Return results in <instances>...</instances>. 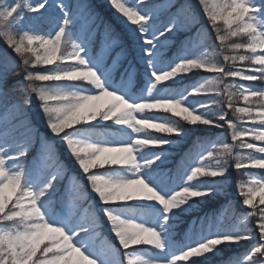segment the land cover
Listing matches in <instances>:
<instances>
[{"label": "snow or ice", "instance_id": "1", "mask_svg": "<svg viewBox=\"0 0 264 264\" xmlns=\"http://www.w3.org/2000/svg\"><path fill=\"white\" fill-rule=\"evenodd\" d=\"M141 3L144 0H140ZM204 5V12L215 29L216 39L223 45L228 39L241 34L247 37L246 43H237L235 49H245L244 54L235 56L225 55L224 60L245 62L247 67L243 70L226 71L225 68L213 63L204 52L197 58L178 54L172 67L163 71H155L153 61L160 46L166 45L169 34L179 30L175 23V15L170 17L168 25L163 29H155L149 23L153 19L148 13L139 14L136 8L126 6L121 0H110L111 7L117 13H122L139 32L144 45V56L147 61L151 83L144 99L129 102L116 90H109L107 86L108 74L103 68V55L91 56L88 52L91 36L84 31H74L76 22L74 14L63 0H35L27 3L26 0H12V3L0 5V36L4 37L9 47L22 57L25 72L22 81H27L26 87H20L23 94L18 102L10 108L0 112V264H74V254L79 257L78 264H108L107 260L86 253L85 245L77 246V240L82 234H87L90 227L82 224L75 230L68 229V222L54 219L50 209L53 194L55 193L56 177L38 179L39 186L34 184L33 172L24 167L28 144L30 143V129L27 125L17 124L18 114H23L29 104L28 90L35 93L41 102L43 115L47 117V127L51 133L60 136L66 142V147L78 163L79 169L86 175L91 188L99 197L101 204L114 205L132 201H155L162 206L168 221V214L182 208L191 200H198L212 194V189H199L181 187L170 197H164L150 186L140 175L145 167H151L160 159L156 156L152 160L140 162L138 153L146 148H162L168 141L146 138L142 134L149 130L160 133V136H180L181 123H168L163 114L179 117L190 126H208L209 128L222 129L225 121L227 128L232 130L231 139L238 142L242 150L249 153L255 151L264 154V146L257 147L245 137L251 136L252 140L264 141V132H257L254 128H237L231 120H226L223 112L217 116L200 114V109L208 112L210 105L201 103L197 109H192L182 99L168 98V95H154L161 85H168L178 77H186L195 69L217 74L216 78L206 84L193 87L188 93L196 96L202 93L214 92L223 95L218 87V81L225 77H239L243 81L264 82V0H230L218 3L213 8L207 6L206 0H199ZM53 7L59 9L62 17L59 19L51 16L49 10ZM182 8L184 6H181ZM179 11V9H178ZM223 19L227 30L218 26L217 21ZM62 20V23L60 22ZM143 21V22H142ZM235 25V27H233ZM47 30L41 31V27ZM17 39L14 33H21ZM163 38V39H161ZM108 40L116 42L118 38L109 30ZM72 41V52L66 54L62 45ZM74 41H79L74 42ZM30 53L28 56L26 54ZM34 58V59H33ZM74 61L73 63L66 62ZM38 64L55 65L44 72L33 73L27 66L35 67ZM11 75H19L15 71L14 61L6 53L0 52V100H7L13 92L5 91L6 80ZM129 73V77H131ZM56 82L54 84L42 83L37 86L34 82ZM90 85L94 93L86 94L77 91H66L63 84ZM243 88L242 99L244 107L236 108L229 100L228 107L232 108L238 119L247 117V122L255 123L249 98L256 97L264 101V90L248 86ZM231 95V94H230ZM107 98V99H105ZM103 101V103H101ZM55 102V103H52ZM219 103V102H217ZM257 113L260 125L264 126V104ZM150 113V114H146ZM139 114V118L137 117ZM186 114V115H184ZM147 119L159 129H140L135 123L137 120ZM112 121L117 125L129 129L134 135L131 142L124 143H93L75 139L71 131L81 125L92 124L96 121ZM232 145L223 144L218 149L207 152L206 158L216 160L215 165L208 167L203 162V155L199 163L190 167L185 184H191L199 177L211 178L217 181L228 175V169L222 163L224 156L231 155ZM94 168H119L132 170V178L114 179L91 171ZM235 168L264 170V155L239 156ZM258 185V186H257ZM10 188V194L5 190ZM261 193L259 204L264 205V182L257 181L245 191L241 188L240 194L243 205L248 209H255V194ZM104 215L110 224L112 234L121 249L124 257L120 264H150L146 259L130 258L128 250L134 246H150L157 250H164L165 244L162 235L155 228L147 227L134 220H126L105 209ZM249 216L259 215L258 235L256 231L227 230L201 240L194 246L187 247L175 255L171 264L178 261H187L189 258L204 257L216 251L221 245H241L247 241L250 247L244 252L245 259H237L236 264H264V207L259 211H251ZM231 259V258H230ZM230 261V260H229ZM229 261L226 264H229Z\"/></svg>", "mask_w": 264, "mask_h": 264}, {"label": "rangeland", "instance_id": "2", "mask_svg": "<svg viewBox=\"0 0 264 264\" xmlns=\"http://www.w3.org/2000/svg\"><path fill=\"white\" fill-rule=\"evenodd\" d=\"M179 1L144 0L141 3L140 0H121L126 6L136 8L139 14L148 13L151 15L153 19L149 23L155 29L163 30L168 25L170 17L175 15V23L179 26V30L173 34H169L167 44L160 46V50L156 52V59L153 61L155 71H163L172 67L178 58V54L188 55L192 58H197L204 52L209 54L205 38L209 35L211 36L215 32V29L212 28L211 22L203 10L204 5L199 0H188L190 5L181 7L176 13L170 14L177 4L179 5ZM26 2L34 3L35 0H26ZM52 2L53 0H49V3ZM224 2L226 0H206L209 8H213L216 4ZM227 2H230V0H227ZM10 3H12V0H0V5ZM63 3L68 5L70 11L74 14L76 22L74 31H84L90 34L91 43L88 49L89 54L93 57L98 54L104 56L102 63L104 70L108 74V89H115L117 94L122 95L129 102L144 99L148 87L152 82L148 72L147 61L149 58L144 56V49L150 46L144 45L143 40L139 36V32L132 29L137 28V26L127 21V18L123 17L122 13H117L111 7L110 0H63ZM49 14L57 19L62 17V13L56 7L51 8ZM164 15L168 17L166 21ZM109 16L112 20L109 19ZM107 20L111 21L108 23L109 25H106ZM60 22L62 23V20ZM217 24L221 27L224 24L223 19L218 20ZM116 28H119L122 36L118 37L116 42L108 40L109 30L117 37V32L114 30ZM193 29H196V32L191 38L187 39L185 48L171 53L175 34L178 32L189 33ZM40 30H47V26L41 27ZM74 42L78 43L79 41ZM72 43L70 45H62L66 54H71L73 50ZM73 62L68 61L62 66ZM212 62L220 64L225 68L215 58H213ZM41 65L45 68L55 67V65ZM129 73L132 74L131 77H129ZM205 73L208 76L204 79H199L193 86H188L185 83L186 77H178L177 80L170 81L168 85H161L154 95L160 96L167 94L168 98L182 99L186 106L192 109H197L201 103H207L210 105L211 110L208 112L205 109H200V114L215 117L220 112H223L226 120H231L237 125V128H254L257 132H264V126L260 125V117L257 115L261 109L252 108L256 117L254 124L251 122L245 123L247 120L244 117L243 119H238V116L242 114H236L232 108L228 107L227 98L225 97L229 92H232L233 88H235V92L240 97L243 94V88L240 86L250 85L251 82L249 81H243L239 77H235L231 83L234 87L230 89V82L227 81L228 77H225L218 81V87L224 93L223 95H216L214 92L202 93L194 97L188 95L193 87L206 84L209 80H213L217 76L215 73ZM188 74H185V76ZM42 83L54 84L56 82ZM62 87L66 91H77L86 94L95 92L90 85L81 86L79 84L65 83ZM29 98L31 97L29 96ZM251 99L253 97L249 98V100ZM233 106L239 108L248 105H245L243 102L241 105ZM26 107V112L18 114L16 120L17 124L27 125L30 129V143L28 144L26 158L23 161L24 167L33 172L32 182L37 186H39L38 179H50L52 176L56 177L54 182L56 190L50 205H46V207L50 209L54 219L67 221L69 230H75L82 224L90 227L89 232L82 234L77 240V246L82 244L86 246L84 249L86 253L93 254L98 258L102 257L107 260L108 264H120L123 260L124 250L120 248L116 237L112 234L110 224L104 215L106 208L108 211L123 219L134 220L147 227L155 228L161 233L165 244L163 251L145 245L134 246L128 250V256L130 258L138 257L146 259L150 264H171L172 258L184 251L187 247L194 246L201 240L223 231L232 229L240 231L255 230L258 235L259 215L249 216L248 213L253 210L258 212L259 208L264 207V205L259 204L261 193L257 192L255 194V209H248L242 203L244 197L240 194V191L241 188L246 191L248 187L253 186L257 181L264 182V170H237L235 168V162L238 154L239 156L252 155L255 157H260L264 154L257 153L254 150L249 153L247 150L240 149L238 142L232 141V130L227 128L225 121H219L221 124H224L222 129H214L201 125H189L193 131L201 132L203 135L206 134L201 137H204L206 140L210 139V142L208 140L205 144H200L198 146V152L188 162V166L184 165L183 168H177L175 173L168 166L174 165L171 160L172 157L175 156L181 149V146L186 142L187 137L183 133L180 136H167L172 137L174 142H169L166 138H163L168 143L162 148H146L138 153L137 158L140 162L152 160L156 156L160 157L151 167L143 168L140 175L164 197H170L175 191L185 186L202 190L212 189L210 196L198 200H191L182 208L176 209L168 214V221L165 224L164 210L155 201H132L114 205L101 204L97 194L94 192L91 194L89 191L88 180L82 170L77 167V169H72L71 171L68 165V157L71 154L66 147V142L62 140L63 133L60 136L51 133L47 127V117L43 115L42 107L38 104V100L29 99V104ZM137 117L139 118V114H137ZM176 118L179 119V117ZM245 118L248 119L246 116ZM65 131H71V135L75 139L93 143L131 142L135 135L129 129L117 125L112 121L102 122L99 120L92 124L81 125L73 130L66 129ZM142 135L149 139H162L159 136L160 133L151 130H149V133ZM245 139L255 143L257 147L264 146V141L252 140L251 136L245 137ZM225 143L232 145L231 155L224 156L222 161L228 169V175L223 178H217V181H210L211 178L207 177H199L191 182V184H185L190 171L189 165L195 166V163L200 162L199 157L201 155L206 158L208 151L216 149L219 145L222 146ZM203 162L206 166L211 167L215 165L216 160L206 158ZM68 171L71 172L69 173ZM91 171L97 173L98 171L109 172L110 168H94ZM242 171L247 176L246 182H243V184H241L242 181L240 179ZM104 176L114 179L132 178V170L114 168L113 172L105 174ZM58 181L63 182V190L59 186ZM10 191V188L6 189L5 194H10ZM86 200H88V206L81 207L83 201ZM210 200L219 202L222 210L220 212L205 210V205L210 204ZM116 207H119V209H116ZM181 224L186 227V230L179 241L177 236L180 232L175 227ZM240 244L244 245V248H241L240 245H221L216 251L208 253L204 257L189 258L187 261H178L177 264H213L215 258L219 260L226 256L222 254L224 249H228L231 252L242 251L247 248L246 246H251L247 241H242ZM245 258L243 255L241 260ZM78 261L79 257L74 254V264H78ZM232 264H236V262Z\"/></svg>", "mask_w": 264, "mask_h": 264}, {"label": "trees", "instance_id": "3", "mask_svg": "<svg viewBox=\"0 0 264 264\" xmlns=\"http://www.w3.org/2000/svg\"><path fill=\"white\" fill-rule=\"evenodd\" d=\"M188 5H190V2L188 0H180L179 5L177 4V6L173 9V11L170 14L176 13V11L179 8H181V6L186 7ZM98 8H100V7L98 6ZM101 8H102V6H101ZM167 18L168 17H166V15H164L165 21ZM109 19H111L110 16H109ZM110 22L111 21L107 20L106 25H109L108 23H110ZM221 28L227 30V26L224 24H222ZM114 30L117 32V38L122 36V34L119 31V28H116ZM195 32H196V29H193V31L189 32V33H187V32L176 33L174 36V45H173L170 52L173 53L174 51H176L178 49L185 48V42L187 41L188 38H191ZM14 34L17 35V39H18L19 35H22V32L19 34H17V33H14ZM71 43H72V41L68 42L67 45H70ZM205 43H206V46L208 47V52H209L208 58L211 61H213V58H215V60L218 63H222L225 66L226 71L243 70V68L247 66L245 62L236 61L235 64H233L232 61L226 62L224 60L225 55L235 56V55H239V54L244 53V49H235L233 47V45L237 44V43H246V37L245 36L240 35V36L231 37L222 45L220 43V41H218L216 39V32H214L211 36L209 35L208 37L205 38ZM0 52L6 53L9 57H11V59L14 61L15 71L17 73H19V75L9 74V76L6 80L5 91L11 90L13 92V96H10L7 100H0V112H2L5 110V108H10L13 103L18 102L20 100L21 96L23 95L20 92V87H26L28 82L23 81V83L21 85L17 86V82L23 80V76H24L26 66L23 64L22 57L19 56L18 54H16L14 52V50L8 46L7 41L2 36H0ZM26 55L30 56L31 54L28 53ZM47 69L48 68L43 67L41 64H38L35 67H33L32 65L27 66V70L33 72L34 74L39 73V72H44ZM206 76H208L207 73H205L202 69H195L186 76V82L185 83L188 84V86H193L198 82L199 79H204V78H206ZM227 81L230 82L229 86L231 87L230 89H232L234 87L231 84L233 82V77H228ZM34 83L37 86H39L40 83H42V82L36 81ZM250 85L252 87L257 88V89L264 90V82H261L259 80L251 82ZM27 95H28V99L38 100V104L39 105L41 104V102L39 101L36 94L31 92L30 89L28 90ZM29 96L31 98H29ZM225 97L227 98V103H229V100H231L232 104L235 106L241 105L244 102L242 99V95H240V97H239L237 95V93L235 92V88H233L232 92H229L228 95H226ZM250 103H251L252 108L261 109L260 106H261V104H264V101L258 100L256 97H253V99L250 100ZM163 115L168 116V117H163V118L166 121H168L169 123L175 124V123H177L175 120H178L181 123V125H179V127L182 129V133L184 135H186V137H187L184 145L181 146V149L171 159L173 161L174 165L168 166L170 169H173V172L175 173L177 168L178 169L183 168L184 165L188 166V162L190 160H192L193 157L198 152V149H199L198 146L200 144H205L206 142H208V140L210 142V139L206 140L204 137H201V136H205L206 134L203 135L201 132L193 131L192 129H190V126L186 124V122L179 120L176 117H172L170 114H163ZM244 119L247 120L245 117H244ZM161 138L162 139L166 138L169 142H174V139H172V137L161 136ZM220 147H222V146L219 145L216 149H218ZM68 165H69L71 171H72V169H77V167H78V163L75 161V158L72 156L68 157ZM240 170H242V169H240ZM113 171H114V168H110L109 172L108 171H98V174L105 175V174H109L110 172H113ZM240 179L242 181L241 184H243V182H246L247 176L245 175L244 171H242V175L240 176ZM58 182H59V186L63 190V188H64L63 182H60V181H58ZM88 188H89V191L91 192V194H93V190L91 188L89 181H88ZM85 206H88V200L83 201V204L81 205V207H85ZM116 209H119V207H116ZM205 210L220 212L222 210L221 204L219 202H215V201L210 200V204L205 205ZM175 229L178 232H180V234H178V236H177L178 240L180 241L182 238V235L184 234V232L186 230V227L183 224H181V225H176ZM246 247L249 248L250 246H246ZM247 248H245L242 251H232V252L228 249H224L222 251V254L226 255V256H224V258L219 259V260H217V258H215L213 260L214 261L213 264H226V262L229 260H230L229 264L235 263L237 261V259H241V257L244 255V252L246 251Z\"/></svg>", "mask_w": 264, "mask_h": 264}, {"label": "clouds", "instance_id": "4", "mask_svg": "<svg viewBox=\"0 0 264 264\" xmlns=\"http://www.w3.org/2000/svg\"><path fill=\"white\" fill-rule=\"evenodd\" d=\"M135 123L137 125L140 126V129L144 130V129H159L161 126L159 125H154L152 123H150L147 119H142V120H137L135 121Z\"/></svg>", "mask_w": 264, "mask_h": 264}]
</instances>
